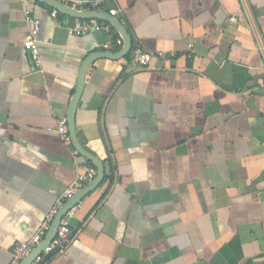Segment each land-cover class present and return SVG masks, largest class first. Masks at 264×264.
I'll list each match as a JSON object with an SVG mask.
<instances>
[{
  "label": "crops",
  "instance_id": "0c3cea01",
  "mask_svg": "<svg viewBox=\"0 0 264 264\" xmlns=\"http://www.w3.org/2000/svg\"><path fill=\"white\" fill-rule=\"evenodd\" d=\"M113 7L150 67L89 18ZM90 156L104 179L44 264H264V0H0V264Z\"/></svg>",
  "mask_w": 264,
  "mask_h": 264
},
{
  "label": "built area",
  "instance_id": "2783aa9c",
  "mask_svg": "<svg viewBox=\"0 0 264 264\" xmlns=\"http://www.w3.org/2000/svg\"><path fill=\"white\" fill-rule=\"evenodd\" d=\"M109 14L112 16H118L119 10L115 7L109 9ZM57 16V12H53V17ZM25 19L29 26V38L26 40L24 46L29 51L31 60L36 68H41L42 59L40 53V31L41 20L36 17L31 10L25 11ZM121 24H125L124 19H120ZM102 23L98 20H80L77 19L75 23L68 28V32L71 35L82 36L88 34L93 29L102 27ZM109 27V26H108ZM115 43L118 46L125 45V39L123 36L116 38ZM105 47H108L106 44ZM153 52L147 51L140 46H136L130 50L129 62L136 67L148 68L151 66L153 59L155 58ZM56 131L62 138L69 140L70 131L68 126V119L63 118L59 121ZM98 171L95 167H86V172L78 174L76 179L69 184L64 190L62 196L57 200L53 208L47 213L44 221L37 229V231L26 240L16 244L13 251V259L10 264H22V262L28 258L33 252L40 249L42 243L47 237L48 233L53 227V223L61 213V210L70 203L68 209L61 215L58 228L56 230L55 237L51 242L40 251L29 264H43L46 257L54 251L64 250L73 239V228L71 220L76 216L79 211L82 200L71 203L75 196L89 183H91L97 177Z\"/></svg>",
  "mask_w": 264,
  "mask_h": 264
},
{
  "label": "water",
  "instance_id": "95a60500",
  "mask_svg": "<svg viewBox=\"0 0 264 264\" xmlns=\"http://www.w3.org/2000/svg\"><path fill=\"white\" fill-rule=\"evenodd\" d=\"M109 17H104L102 13L98 12L97 14L95 15H92L90 16L89 18H97V19H103V20H106L110 23H112L114 25V27L117 28V30L122 34V36L124 37V32H125V26L123 24H121V21L120 19L118 18V16H112L111 14H109ZM127 34V33H126ZM131 50V39L130 37L128 39H125V45H124V48H123V51L121 52L120 56H118V58H121L125 55H127L129 53V51ZM69 131H70V135L71 137L73 138L74 137V133L71 129V127L69 128ZM74 139V138H73ZM91 160L93 162V164L97 167L98 169V174H97V177L91 182L89 183L87 186H85L74 198V200L71 202H76V201H79V200H82L85 196V194L92 190L93 188H96L99 186V184H101V182L103 181L104 179V176H105V168L102 164V162L100 160H98L97 158H94V157H91ZM70 203L67 204L66 206H64V208L61 210V213L58 217H56L54 223H53V227L52 229L50 230V232L48 233L47 237L45 238L44 242L42 243V246H40V249L33 252L28 258H26L22 264H29L33 258L40 252L44 249L45 246H47L51 240L55 237L56 235V230L58 228V224H59V221H60V218H61V215L68 209Z\"/></svg>",
  "mask_w": 264,
  "mask_h": 264
},
{
  "label": "trees",
  "instance_id": "16d2710c",
  "mask_svg": "<svg viewBox=\"0 0 264 264\" xmlns=\"http://www.w3.org/2000/svg\"><path fill=\"white\" fill-rule=\"evenodd\" d=\"M51 254H52V253H51ZM51 254H49V255L46 257L45 262H46L47 260L50 259V257H51L50 255H51ZM45 262H44V263H45ZM44 263H43V264H44Z\"/></svg>",
  "mask_w": 264,
  "mask_h": 264
}]
</instances>
